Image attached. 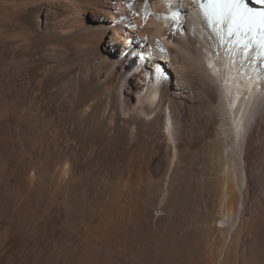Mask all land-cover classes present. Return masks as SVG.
<instances>
[{
    "label": "bare ground",
    "instance_id": "1",
    "mask_svg": "<svg viewBox=\"0 0 264 264\" xmlns=\"http://www.w3.org/2000/svg\"><path fill=\"white\" fill-rule=\"evenodd\" d=\"M224 35L199 0H0V255L264 264V28Z\"/></svg>",
    "mask_w": 264,
    "mask_h": 264
},
{
    "label": "snow or ice",
    "instance_id": "2",
    "mask_svg": "<svg viewBox=\"0 0 264 264\" xmlns=\"http://www.w3.org/2000/svg\"><path fill=\"white\" fill-rule=\"evenodd\" d=\"M199 2L208 26L222 41L225 38L224 34L229 37L235 36L236 39L229 43L241 46L244 55H247L251 47L247 33L253 26L264 28V10L249 7L245 0H199ZM255 2L264 5V0ZM256 43L261 49L257 54L264 56V36L256 40Z\"/></svg>",
    "mask_w": 264,
    "mask_h": 264
},
{
    "label": "rangeland",
    "instance_id": "3",
    "mask_svg": "<svg viewBox=\"0 0 264 264\" xmlns=\"http://www.w3.org/2000/svg\"><path fill=\"white\" fill-rule=\"evenodd\" d=\"M180 20H184V19H177L178 22H180ZM129 40V38H128ZM130 42V41H129ZM140 52L137 51L135 52V54H138L136 55V58L137 59H140V58H143V56H141L139 54ZM140 57V58H139ZM147 59V58H146ZM147 61V60H145ZM138 64L136 65H139V66H142L143 64L139 63V61L137 60L136 61ZM165 63V62H164ZM142 70H146L145 66L143 65V68L141 67ZM16 240H12L9 244V248H7V252L5 253L6 256H2L0 255V257H2V259H0V264H18L19 260H17V258L15 257L16 256V252H15V246H16ZM4 255V254H3ZM11 258V259H10ZM16 258V259H15ZM15 260V261H14ZM17 261V262H16Z\"/></svg>",
    "mask_w": 264,
    "mask_h": 264
}]
</instances>
